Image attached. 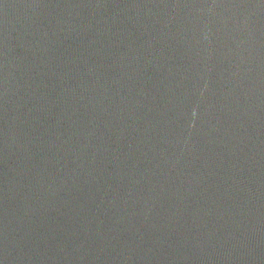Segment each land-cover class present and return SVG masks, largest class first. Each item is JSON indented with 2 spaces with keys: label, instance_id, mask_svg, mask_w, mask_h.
Wrapping results in <instances>:
<instances>
[{
  "label": "water",
  "instance_id": "95a60500",
  "mask_svg": "<svg viewBox=\"0 0 264 264\" xmlns=\"http://www.w3.org/2000/svg\"><path fill=\"white\" fill-rule=\"evenodd\" d=\"M0 264H264V0H0Z\"/></svg>",
  "mask_w": 264,
  "mask_h": 264
}]
</instances>
